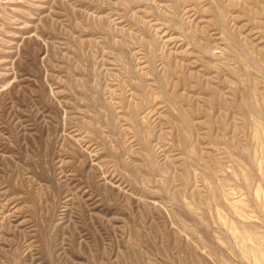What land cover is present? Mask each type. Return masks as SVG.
I'll return each instance as SVG.
<instances>
[{
    "label": "rangeland",
    "instance_id": "obj_1",
    "mask_svg": "<svg viewBox=\"0 0 264 264\" xmlns=\"http://www.w3.org/2000/svg\"><path fill=\"white\" fill-rule=\"evenodd\" d=\"M0 264H264V0H0Z\"/></svg>",
    "mask_w": 264,
    "mask_h": 264
}]
</instances>
